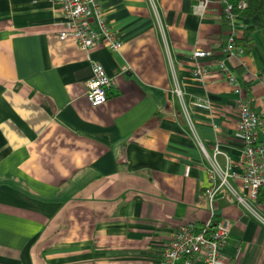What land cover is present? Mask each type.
Returning <instances> with one entry per match:
<instances>
[{
    "label": "crops",
    "instance_id": "1",
    "mask_svg": "<svg viewBox=\"0 0 264 264\" xmlns=\"http://www.w3.org/2000/svg\"><path fill=\"white\" fill-rule=\"evenodd\" d=\"M200 1L156 0L161 34L145 0H96L121 42L111 52L59 39V0H0V264H156L180 224L209 218L214 148L245 196L233 177L237 95L215 61L262 115L264 10L234 16L252 47L225 59L223 0L198 11ZM195 49L211 52L199 60L209 65L202 81L190 72ZM90 61L114 81L98 106L85 97ZM212 205L231 225L220 264H264V226L225 189ZM251 205L264 219V204Z\"/></svg>",
    "mask_w": 264,
    "mask_h": 264
},
{
    "label": "built area",
    "instance_id": "2",
    "mask_svg": "<svg viewBox=\"0 0 264 264\" xmlns=\"http://www.w3.org/2000/svg\"><path fill=\"white\" fill-rule=\"evenodd\" d=\"M153 22L159 32H162V20L156 0H145ZM65 25L57 32L59 39L74 38L76 45L83 50L95 44H102L111 52H118L120 40L106 22L102 10L96 0H59ZM206 0H201L196 9L202 11ZM223 12L228 19V26L224 38L221 55L239 57L242 49L235 44L236 32L232 24L235 14L231 13L232 6L223 0ZM245 6L244 0H238L236 9ZM91 21L96 29L92 28ZM162 34V33H161ZM211 55L204 50H193L190 58L193 61L191 75L202 81L209 72V65L199 60ZM217 69L224 74L237 98L234 103L236 128L241 141L239 151L241 173L237 176L245 189V196L237 193L229 184L226 170H222L214 157L220 153L214 148L213 157L209 161L208 186L203 190L209 206V218L201 225L195 226L192 222L180 224L161 250L156 264H220L222 249L226 243L231 225L226 220H215L213 217V198L220 189L227 190L235 202L260 224L264 226V219L251 203L261 198L264 204V113L254 112L249 101L240 95V90L234 78L229 73L223 60H216ZM122 70H125L123 67ZM113 78L107 75L100 63L90 61V78L86 82L85 97L92 106L102 105L106 95L113 86ZM173 92L179 97V89L174 87ZM182 112L188 128L193 132L192 122L182 104ZM178 262V263H177Z\"/></svg>",
    "mask_w": 264,
    "mask_h": 264
},
{
    "label": "trees",
    "instance_id": "3",
    "mask_svg": "<svg viewBox=\"0 0 264 264\" xmlns=\"http://www.w3.org/2000/svg\"><path fill=\"white\" fill-rule=\"evenodd\" d=\"M227 3L231 4L232 9L231 13L235 15H239L242 17H250L254 15L258 11L264 10V0H244L245 6L242 9H236V3L238 0H225ZM221 18L223 20V24L228 26V19L226 14L223 12L221 13ZM251 29L249 27H245L239 36H236L235 44L242 49L243 54H247L251 47L252 41L250 37ZM257 205H261V198L256 201Z\"/></svg>",
    "mask_w": 264,
    "mask_h": 264
}]
</instances>
